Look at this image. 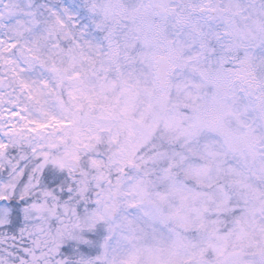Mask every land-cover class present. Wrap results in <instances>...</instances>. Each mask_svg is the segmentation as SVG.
<instances>
[{
	"label": "snow or ice",
	"instance_id": "1",
	"mask_svg": "<svg viewBox=\"0 0 264 264\" xmlns=\"http://www.w3.org/2000/svg\"><path fill=\"white\" fill-rule=\"evenodd\" d=\"M0 264H264V0H0Z\"/></svg>",
	"mask_w": 264,
	"mask_h": 264
}]
</instances>
